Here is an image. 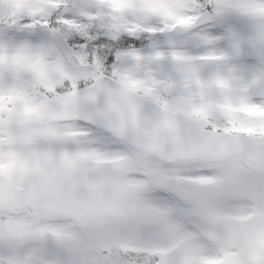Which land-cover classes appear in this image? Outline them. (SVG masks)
I'll return each instance as SVG.
<instances>
[{
  "label": "snow or ice",
  "instance_id": "6c2138e0",
  "mask_svg": "<svg viewBox=\"0 0 264 264\" xmlns=\"http://www.w3.org/2000/svg\"><path fill=\"white\" fill-rule=\"evenodd\" d=\"M0 264H264V0H0Z\"/></svg>",
  "mask_w": 264,
  "mask_h": 264
}]
</instances>
